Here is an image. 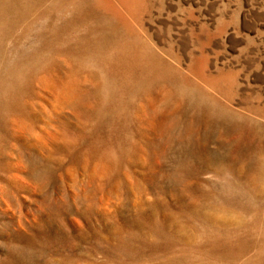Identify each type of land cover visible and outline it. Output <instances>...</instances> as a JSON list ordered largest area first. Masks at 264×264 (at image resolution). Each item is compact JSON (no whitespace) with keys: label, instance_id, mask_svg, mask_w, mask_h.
Wrapping results in <instances>:
<instances>
[{"label":"rangeland","instance_id":"374dc122","mask_svg":"<svg viewBox=\"0 0 264 264\" xmlns=\"http://www.w3.org/2000/svg\"><path fill=\"white\" fill-rule=\"evenodd\" d=\"M34 2L23 13L0 9V264H255L246 261L257 231H214L246 241L208 245L211 222L195 213L205 199L181 194L175 177L192 173L186 183L206 189L223 178L199 172L193 140L178 141L174 126L157 137L149 110L161 107L159 96L122 92L129 107L120 122L95 111L116 113L130 77L99 49L113 28L131 30L195 88L186 99L200 89L205 106L213 98L244 113L264 105V0ZM174 97L187 122L193 109ZM122 126L124 146L113 135ZM152 141L166 146L150 149Z\"/></svg>","mask_w":264,"mask_h":264},{"label":"bare ground","instance_id":"6f19581e","mask_svg":"<svg viewBox=\"0 0 264 264\" xmlns=\"http://www.w3.org/2000/svg\"><path fill=\"white\" fill-rule=\"evenodd\" d=\"M31 2L35 3L34 0H0V9L8 15L15 10L23 13L30 7ZM111 26L112 24L108 25L106 29ZM133 35L127 28L123 30L113 28L103 35L106 40L99 45V49L109 51L108 58L114 61L115 65L128 66L131 72L129 79L122 82L118 101H113L117 112H111L105 117L101 112L95 111L98 120L120 122L119 120L126 119L121 110L129 107V104L121 100L122 92L127 95L134 93L159 96L161 107L149 110L152 119L157 121V137L174 126L177 129L175 134L178 141L187 144L193 140L199 172H211L213 176L223 178L221 183L208 184L206 189L203 181H196L191 185L186 183L189 177H195L192 173L185 172L175 177L181 194L197 192L205 199L203 202L195 203V213L205 225L206 222H211L206 233L208 245H221L225 249H230L246 241V237L241 236L243 240L240 243L237 239L228 242L227 237L222 240L217 234L212 233L214 231H223L224 235L236 228L245 233L257 231L260 237L253 241L256 245L255 254L247 259L246 263L264 264V123L259 119L264 120V105L246 104L250 114L232 110L215 98L210 100L209 106H205L200 89H197V97L186 99L184 94L194 95L196 89L184 88V82L177 78L175 72H166L167 68L162 61L149 51L142 40ZM103 66L107 67L106 64ZM164 87L170 89L163 93ZM95 94H98L97 87ZM174 95L186 101L188 108L194 111V115L187 122L181 120L180 105L176 104ZM172 99L175 106L169 105L171 101L173 102ZM117 131H114L113 135L121 136V144L124 146L126 143L124 141H127L125 126L121 127L120 132ZM209 140L213 141L215 148L203 149L201 144ZM154 142L148 144L150 149H161L166 146L165 144L159 146ZM182 206L186 208L185 205ZM204 207L211 210L203 212ZM222 216L227 218L219 219ZM115 240L117 245L128 244L125 237L117 235Z\"/></svg>","mask_w":264,"mask_h":264}]
</instances>
